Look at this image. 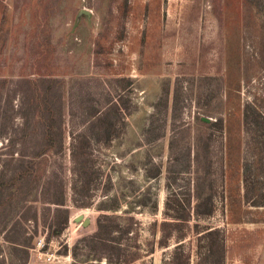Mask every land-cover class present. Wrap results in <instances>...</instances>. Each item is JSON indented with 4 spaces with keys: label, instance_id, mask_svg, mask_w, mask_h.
I'll return each instance as SVG.
<instances>
[{
    "label": "rangeland",
    "instance_id": "obj_1",
    "mask_svg": "<svg viewBox=\"0 0 264 264\" xmlns=\"http://www.w3.org/2000/svg\"><path fill=\"white\" fill-rule=\"evenodd\" d=\"M212 227L264 264V0H0V264H204Z\"/></svg>",
    "mask_w": 264,
    "mask_h": 264
},
{
    "label": "trees",
    "instance_id": "obj_2",
    "mask_svg": "<svg viewBox=\"0 0 264 264\" xmlns=\"http://www.w3.org/2000/svg\"><path fill=\"white\" fill-rule=\"evenodd\" d=\"M55 79L48 77L45 81V86H42V92L43 93H48L51 90L52 83L51 81H54ZM25 89L21 88L19 85V88L17 92L22 93ZM56 93V92H55ZM113 108L115 112L119 113V106L115 102H107L103 106L101 111H108V109ZM97 111H94L92 113V116L96 114ZM90 123V120L87 121V123ZM197 212V210L195 211ZM172 218L174 219H185L187 216V213H181V214H171ZM114 219V216L111 213H99L95 219V225L96 229L94 231V234L92 236L95 238V242L99 244H107L104 242H109L110 240H107L108 234L111 232L112 227L110 225V222ZM66 221V218L64 222ZM171 223L167 220H162L160 222V235L158 238V243L166 245V239L172 234V230L170 228L164 229V226H167ZM204 237V251L203 255L201 256V259H204V264H223V233L220 228L217 227H212L208 228L204 231L203 234ZM177 246L173 247L171 249V253L173 252L174 249H176ZM97 249H95L96 251ZM110 253H104L103 250H99L98 252L95 253L96 257L104 256L105 259L108 262H112L114 264L119 263V262H129L132 258L125 256V254H120L116 250H111L109 251ZM185 264H188V259L187 255H185Z\"/></svg>",
    "mask_w": 264,
    "mask_h": 264
},
{
    "label": "water",
    "instance_id": "obj_3",
    "mask_svg": "<svg viewBox=\"0 0 264 264\" xmlns=\"http://www.w3.org/2000/svg\"><path fill=\"white\" fill-rule=\"evenodd\" d=\"M74 219L75 220H81L82 223H86L88 221V218L87 217H83V215L81 213H77L75 216H74Z\"/></svg>",
    "mask_w": 264,
    "mask_h": 264
}]
</instances>
